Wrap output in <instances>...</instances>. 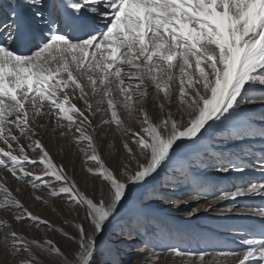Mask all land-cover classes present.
<instances>
[{
  "label": "snow or ice",
  "instance_id": "snow-or-ice-1",
  "mask_svg": "<svg viewBox=\"0 0 264 264\" xmlns=\"http://www.w3.org/2000/svg\"><path fill=\"white\" fill-rule=\"evenodd\" d=\"M49 135L62 160L79 155L89 190ZM180 204L249 221L230 225L238 246L156 245L162 210ZM169 255L264 264V0H0V264Z\"/></svg>",
  "mask_w": 264,
  "mask_h": 264
},
{
  "label": "rangeland",
  "instance_id": "rangeland-1",
  "mask_svg": "<svg viewBox=\"0 0 264 264\" xmlns=\"http://www.w3.org/2000/svg\"><path fill=\"white\" fill-rule=\"evenodd\" d=\"M47 138H49L51 142L52 139L54 140L51 135H49ZM69 151L70 150H66V152ZM102 151H104V149H102ZM57 159L58 161L62 160L61 156H58ZM62 162H64L68 166L75 167L74 169L76 172V176H79L78 173L82 170L79 155L75 157L74 161L71 164L69 163L68 155L63 158ZM78 167L81 169H79ZM254 170L256 169L249 170V176L254 177L256 175H259V172L254 173ZM208 179L213 183L222 182L219 181L217 177L211 175L208 176ZM87 181L88 180H80L79 182L81 184V187L89 190L86 187ZM193 187H195V185L188 184L185 186V190H190ZM196 194L199 195L200 193ZM184 199H187V196H185ZM25 200L28 204L29 201H31L27 197V195L25 196ZM259 201L262 203V201L258 198L253 201H242L241 204L243 205L244 203H249L258 205L260 203ZM54 203L58 208H66V205H64L60 200H56L54 201ZM200 203H205V201L201 200ZM191 204L193 207L196 206L195 201H192ZM225 206H227L226 202L217 205L218 208ZM187 210L188 209L184 204H180L179 208H171L170 211L167 210V208L165 210H162L160 218L155 222L154 228L151 231V239L155 242L156 245H176L185 250L196 252L207 251L209 253L220 250H234L238 246L236 244V241L239 239V237L230 229V225L249 223V221L242 219L226 220L222 217L217 216L215 212H201L196 216L187 217L185 215V212ZM33 211L37 212L36 209ZM48 211V215H50L49 218L58 222L59 217L56 216L51 211V209H49ZM41 214L44 216L47 215L44 211H42ZM37 235H40V233H37ZM56 239L59 240L60 237L57 236ZM150 247L151 246L145 247L142 243H140L138 244L137 248L133 249V251L146 255L149 252ZM157 250L160 249L158 248ZM206 258L211 259V256H208ZM140 259H143V256H141ZM173 259L174 257L170 255L161 257L162 264H171L173 263ZM176 259V262H178L179 258Z\"/></svg>",
  "mask_w": 264,
  "mask_h": 264
},
{
  "label": "bare ground",
  "instance_id": "bare-ground-1",
  "mask_svg": "<svg viewBox=\"0 0 264 264\" xmlns=\"http://www.w3.org/2000/svg\"><path fill=\"white\" fill-rule=\"evenodd\" d=\"M48 136H46L45 137V143L46 144H48V146H49V148H50V150H51V152H52V154H53V156H54V158L58 161V159H57V157L58 156H60V154H59V150H58V143L55 141V140H53L52 139V142H51V140L49 139V138H47ZM254 147L256 148V149H258L259 148V142L258 141H256V142H254ZM58 155V156H57ZM66 159H68V158H66ZM77 161V160H76ZM70 168H72L71 166H69ZM75 168V167H74ZM79 168V167H78ZM79 169H81V168H79ZM254 173H257V172H259L258 171V169H256V170H254L253 171ZM74 175H75V178L78 180V181H80V180H87V177H86V174H85V172H83V170H81L79 173H78V175L80 176V179H79V176L77 177L76 176V172H74ZM259 175H260V173H259ZM259 175H256V176H254L255 178H258L259 177ZM249 177H253V176H249ZM89 181V180H88ZM88 181L86 182V183H88ZM91 181H89V183H90ZM86 183H84V184H86ZM26 196V195H25ZM256 199H258V198H256ZM31 200V199H30ZM260 202V201H259ZM259 204H261V202L259 203ZM258 204V205H259ZM30 207H31V209L32 210H37V212H39L40 214H41V212L42 211H44L45 212V214H47V215H45V216H50V215H48V210L50 209V208H46L45 206H42V205H40V204H38V203H36V202H34V201H29V204H28ZM53 217V216H52ZM207 259V258H206ZM176 258H174L173 259V263H174V261L176 262ZM173 263H171V264H173Z\"/></svg>",
  "mask_w": 264,
  "mask_h": 264
}]
</instances>
